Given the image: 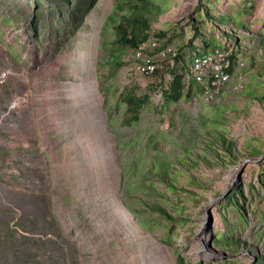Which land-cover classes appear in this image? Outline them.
<instances>
[{
	"label": "rangeland",
	"instance_id": "rangeland-1",
	"mask_svg": "<svg viewBox=\"0 0 264 264\" xmlns=\"http://www.w3.org/2000/svg\"><path fill=\"white\" fill-rule=\"evenodd\" d=\"M155 1L167 9L155 28L171 20L183 27L174 48L202 46L206 37L228 50L238 43L244 65L231 82H248L241 92L227 87L213 101L196 97L162 113L161 96L153 95L141 123L126 129L114 123V92L130 84L145 90L150 79L133 68L131 55L109 75L99 44L112 0H0V208L16 217L49 209L68 264H178V257L183 264H264V43L257 41L264 39V0L211 1L209 14L249 28L237 33L205 17L198 0ZM201 115L219 122L236 158L217 145L205 151L212 127ZM132 154L149 166L170 163L169 176L185 192L166 191L156 177L152 183L166 193L158 201L177 221L147 214V230L127 209L144 198L126 188Z\"/></svg>",
	"mask_w": 264,
	"mask_h": 264
},
{
	"label": "trees",
	"instance_id": "trees-1",
	"mask_svg": "<svg viewBox=\"0 0 264 264\" xmlns=\"http://www.w3.org/2000/svg\"><path fill=\"white\" fill-rule=\"evenodd\" d=\"M63 1L70 2V0ZM211 1L198 0L197 9L205 17L214 19L219 25L231 28L234 33H237L236 30L249 31L248 27L232 16H213L209 14ZM82 5L88 6L87 4ZM166 11L167 9L155 0H112L111 11L102 26V39L99 48L105 51L106 57L109 59V66L111 65L109 75L115 77L124 66L129 64L126 61V56L131 55L133 68L139 67L141 75L150 79L145 90L136 84H130L123 86L120 91L114 92L116 94L114 95V110L117 113L114 123L118 122V125L122 128L132 129L141 123L145 112L153 105V95L159 94L161 96L160 113L167 110L171 105H178L182 101L191 102L196 97L204 100V85L198 83L190 74V67L195 55L212 54L218 49L230 51L229 61L231 66L229 73L231 75L235 73L237 68L244 65L241 60L242 50L238 47L239 44L236 43L238 38L233 34H226L224 38L235 41L234 50H228L226 45L209 37L203 40L202 46H196L189 42L174 48L172 44L174 40L182 37L183 27L180 22L175 23L178 25L177 28L173 27V20L166 22V26H169L165 29L155 28V24L160 21ZM74 21L75 23L78 22L79 25L83 22V19ZM194 23L198 24V21L194 22L192 19L191 26L199 35L200 27ZM242 37L250 39L245 34H242ZM153 41L157 43V48L146 50V54L151 57L154 70H142L146 63L142 59L136 58L134 51L138 50L143 43ZM257 41L261 45L264 43L262 38ZM166 46H172L175 49V57L162 58L158 55V52ZM102 76V74L98 75V79ZM226 88L220 92L217 98L223 95ZM199 119L204 125L209 123L212 127V130L209 131L211 141L205 151L213 149V146L217 145L226 153V155H223L228 160L233 157L236 158V156H232L234 143L226 138L225 133L216 128L219 122L208 119L203 115L199 116ZM136 140V136L131 137L128 144H134ZM152 141H154L152 137L148 138L146 145ZM251 152L256 155L260 154L258 149ZM131 156L132 161L128 169L132 181L126 188L133 196H138L141 193L144 198H141L139 204L133 199V203L127 205V209L137 218L139 225L147 230H150L151 227L142 218L147 214H155L156 219L160 221H177L171 216L168 209L158 201L164 199L166 193L152 183V177H156V181L161 183L166 191L176 192L179 190L185 192L183 187L178 186L177 178L169 176L170 163L158 159L157 163L152 162L153 164L151 163L149 166L142 155L132 154ZM204 157H198L197 161H202ZM177 161L180 165H184L182 159ZM196 181L197 178L192 177L189 184H194ZM261 186H264V182L261 183ZM229 202L232 201L229 200ZM29 204H32V202ZM138 205H140V209ZM174 210H176L175 207ZM52 228L55 229V233L52 232ZM64 241L65 238L62 236L58 220L49 209L41 214L23 209L16 217L10 207L0 208V264H68ZM213 243L217 244L218 242L214 241ZM38 258L42 260H38ZM177 263L183 264L181 257H178ZM258 264H261V262Z\"/></svg>",
	"mask_w": 264,
	"mask_h": 264
},
{
	"label": "built area",
	"instance_id": "built-area-1",
	"mask_svg": "<svg viewBox=\"0 0 264 264\" xmlns=\"http://www.w3.org/2000/svg\"><path fill=\"white\" fill-rule=\"evenodd\" d=\"M150 48H157V43L154 41L145 42L138 50L134 51V56L146 63L142 70H154V66L151 64V57L146 54V50ZM158 55L162 58L175 57L176 51L172 46H166L158 52ZM229 57L230 51L219 49L212 54L195 55L190 67V74L198 83L204 85L203 98L205 101L215 100L226 87H230L233 92H241L246 87L248 82L246 78H241L234 83L231 82L232 75L229 73L231 66Z\"/></svg>",
	"mask_w": 264,
	"mask_h": 264
}]
</instances>
